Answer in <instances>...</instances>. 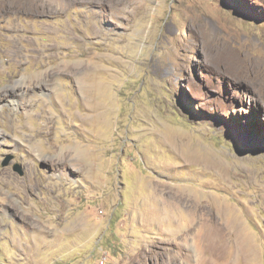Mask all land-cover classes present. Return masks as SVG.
Here are the masks:
<instances>
[{"label": "rangeland", "instance_id": "rangeland-1", "mask_svg": "<svg viewBox=\"0 0 264 264\" xmlns=\"http://www.w3.org/2000/svg\"><path fill=\"white\" fill-rule=\"evenodd\" d=\"M6 175L0 264H264V0H0Z\"/></svg>", "mask_w": 264, "mask_h": 264}, {"label": "bare ground", "instance_id": "bare-ground-1", "mask_svg": "<svg viewBox=\"0 0 264 264\" xmlns=\"http://www.w3.org/2000/svg\"><path fill=\"white\" fill-rule=\"evenodd\" d=\"M46 76H48V74H46ZM80 77V76H79ZM77 79H78V77H77ZM80 80V79H79ZM13 93H14V91H13ZM15 94V93H14ZM8 99H11L13 96H10V95H5ZM11 102L12 103H14V100H11ZM47 120V119H46ZM46 123H48L47 121H45ZM47 125V124H46ZM32 142V141H31ZM34 143V142H33ZM34 147V146H33ZM58 149V148H57ZM181 149V148H180ZM34 150V149H33ZM77 153V156L78 155H80L79 153H78V151L76 152ZM184 155H186V158H189V160H194L195 159V152L193 151V150H188V151H186V154H184ZM58 161H59V163H57L58 165H64V163H65V159L63 158V153H59L58 154ZM79 158V157H78ZM197 158V157H196ZM199 159V158H198ZM206 159V158H205ZM80 161V160H79ZM68 161H66V163H67ZM73 162V161H72ZM213 160L211 159H207V160H205V161H202L201 162V165L203 166V169L204 168H207V169H209V168H211L212 166H213ZM68 164V163H67ZM72 164H74L75 165V163H72ZM200 164V163H199ZM214 164H215V162H214ZM75 167V166H74ZM79 167V166H78ZM212 169V168H211ZM217 170V169H216ZM231 173V172H230ZM218 175H219V178L222 180V181H225V179L227 178V176H228V171H227V169H225V168H223L222 166L221 167H219V169H218V173H217ZM5 178H6V180H5ZM5 178H3L2 176L0 177V214L2 213V212H4V210H5V206H7V204H9V205H12L13 203H12V201L10 200V199H8L6 196H3V191H1L2 189H3V187L5 186V185H11L12 183H14L15 181H14V179H12L10 176H8V175H6L5 176ZM263 184V183H262ZM1 185H3L2 187H1ZM13 186V185H12ZM13 187H15V186H13ZM261 191V190H260ZM11 195H13V194H11ZM263 196V195H262ZM13 197V196H12ZM181 197L183 198V200L185 201V202H191V196L187 193V192H185L184 194H183V196L181 195ZM190 199V200H189ZM201 201V200H200ZM195 203V202H194ZM206 203L207 202H200V203H198V205H195L194 207H193V210H194V212L192 213V219L194 220V221H191L190 222V225H189V227L188 228H185V230L181 233V236H183L184 237V242L187 244V247L189 248V246H190V239H189V237L190 236H192L191 234H193V232H194V230H196L197 228H199V226L201 225V224H203V223H205L206 225H207V230H211L212 232H215V231H221V229H222V231L224 230H228V229H230V231L229 232H231V233H233L234 235H236V242L238 243L237 245H238V248L235 250V255L239 258V259H242L243 261H246V262H250L251 261V258L254 256V254H253V252H252V250H250V248H249V244H248V241L247 240H244L243 238H242V233L241 232H243L244 230H243V228H242V226H241V224H239L238 222H236V220L237 219H232L231 220V222H230V224H229V226L227 227V226H225V225H223V224H221L220 222H219V220H221L222 218H223V215H224V212L226 211V207L222 204L219 208H218V210H217V212H213V214L215 213V215H212L211 217H209L208 215H206V214H204V215H202V214H197L198 213V211H200L201 209H203V208H205V209H207L206 208ZM188 204V203H187ZM8 205V206H9ZM189 205V204H188ZM13 207V206H12ZM210 208H211V206H209ZM215 208V207H214ZM9 209V208H8ZM211 209H213V208H211ZM7 210V209H6ZM209 210V209H208ZM212 211V210H211ZM209 213V212H208ZM211 213V212H210ZM33 215V214H32ZM213 217H215L217 220H216V222L214 221L215 219H213ZM227 219V218H226ZM225 221V220H224ZM189 223V222H188ZM225 224V223H224ZM33 225V224H32ZM221 228V229H220ZM184 229V228H183ZM182 231V230H181ZM211 232V233H212ZM247 239V238H246ZM241 241H242V243H243V246H241V244L239 245V243H241ZM181 243V242H180ZM184 243V244H185ZM202 252H203V255H201V253H199V255H197V256H195V258H202V259H204V260H200V261H195V264H219V263H217V262H212V260L211 259H208V260H206L207 258H209V257H211L212 258V256L213 255H215L216 253H218L214 248L213 249H211V248H206V249H204V250H202ZM205 252H208V254L207 255H205ZM189 254V253H188ZM186 257H188L186 260H187V262H191L192 261V259L194 258V256L193 255H187ZM237 258V259H238ZM194 261V260H193ZM188 264V263H187ZM247 264V263H246ZM249 264V263H248Z\"/></svg>", "mask_w": 264, "mask_h": 264}]
</instances>
